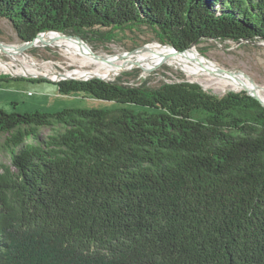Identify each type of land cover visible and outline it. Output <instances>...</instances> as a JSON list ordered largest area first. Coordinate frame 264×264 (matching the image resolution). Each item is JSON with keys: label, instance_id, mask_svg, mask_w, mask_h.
Masks as SVG:
<instances>
[{"label": "trees", "instance_id": "16d2710c", "mask_svg": "<svg viewBox=\"0 0 264 264\" xmlns=\"http://www.w3.org/2000/svg\"><path fill=\"white\" fill-rule=\"evenodd\" d=\"M0 18L21 42L132 26L179 51L264 42V0H0ZM54 85L117 107L0 110L9 160L0 163V264H264V108L255 99L184 82Z\"/></svg>", "mask_w": 264, "mask_h": 264}, {"label": "rangeland", "instance_id": "374dc122", "mask_svg": "<svg viewBox=\"0 0 264 264\" xmlns=\"http://www.w3.org/2000/svg\"><path fill=\"white\" fill-rule=\"evenodd\" d=\"M153 29L143 26H132L122 30L113 28L95 27L86 33V37H80V42L70 39L74 43L90 46L91 50L98 56L123 55L131 53L136 49L147 47L153 43L162 44L157 39ZM0 43L3 45H18L21 41L17 38L12 24L0 18ZM47 45V44H44ZM38 46L26 51V55L37 64L39 72L44 73L43 65L51 67L54 72H65L66 70H77L74 65H69V59L55 47ZM200 56L214 62L218 68L231 74H243L252 79L258 87H264V42L253 41L249 43H235L229 40L215 41L203 40L195 46ZM6 54H0V60H8ZM50 63V64H48ZM0 71V75H8ZM116 78V79H115ZM113 82H118L128 87H140L144 89H157L163 84L173 83H195L206 93L220 98L227 93H240L223 90L213 85L206 89L197 82L189 81L184 72L170 67L165 63L154 67H136L126 70L115 77ZM15 79V78H14ZM0 82V110L7 113H32L34 111L43 113H56L62 109H114L116 104L111 102L96 101L82 93L61 95L53 82H39L36 79H24L17 77L15 80ZM63 129L60 125L54 129L58 133ZM50 133L43 129L42 135ZM8 158L4 151H0V163H7Z\"/></svg>", "mask_w": 264, "mask_h": 264}, {"label": "bare ground", "instance_id": "6f19581e", "mask_svg": "<svg viewBox=\"0 0 264 264\" xmlns=\"http://www.w3.org/2000/svg\"><path fill=\"white\" fill-rule=\"evenodd\" d=\"M44 44L61 51L70 60L69 65L77 67V70L65 71V76L68 78L85 79L97 76L106 80H114L119 72L130 64L137 63L138 67L149 68L165 63L184 72L189 81L199 83L204 89L209 85L234 92H240L246 88L264 102V87H258L253 83V80L243 74L228 76L227 73L220 71L214 62L202 58L196 47L182 53H174L169 46L153 43L137 53H124L122 57L111 54L98 56L91 50L90 46L74 43L69 37L55 33L38 37L30 47H38ZM30 47L22 43L2 45L0 54H6L9 59L0 60V71L13 74L39 73L37 64L25 54ZM42 69L46 74L51 71V67L46 65H43Z\"/></svg>", "mask_w": 264, "mask_h": 264}, {"label": "water", "instance_id": "95a60500", "mask_svg": "<svg viewBox=\"0 0 264 264\" xmlns=\"http://www.w3.org/2000/svg\"><path fill=\"white\" fill-rule=\"evenodd\" d=\"M51 33H55L56 35H60V36H65V37H69L70 39H75V40H78V41H80V42H83L84 43V41H82V40H80V37H76V36H73V35H70V34H64V33H60V32H55V31H50V32H46V33H39V34H37L36 36H35V38L32 40V41H30V42H21L22 44H24V45H26L27 47H30L31 45H33V42L38 38V37H41V36H43V35H46V34H51ZM241 42H244V43H249V42H247V41H244V40H242V41H240L239 43H241ZM85 44V43H84ZM3 44L2 43H0V49L2 50V48H1V46H2ZM160 45V44H159ZM161 45H163V46H169V47H171V45H168V44H161ZM197 45V41H195V42H193L192 44H191V46L189 47V48H187L186 50H183V51H179V50H177V49H175V48H173V47H171V49H172V51L174 52V53H182V52H184V51H187L188 49H190V48H192V47H195ZM44 46H47V45H44ZM30 48H33V47H30ZM143 50V49H146V47H143V48H140V49H136L135 51H133V52H131L132 54L133 53H137V52H139L140 50ZM130 53V54H131ZM123 55H119V57H122ZM202 58H204V59H206L205 57H203V56H201ZM136 67H138V65H137V63H133V64H130L128 67H126L125 69H123L122 71H120L119 72V74L120 73H122V72H124V71H128V70H130V69H133V68H136ZM139 68V67H138ZM218 68V67H217ZM219 70L220 71H223V72H225V73H227V75L228 76H230L231 75V73H228V71H226V70H223V69H220L219 68ZM65 73L66 72H54L53 70H51V71H49L48 72V74H46V73H42V72H39V73H36V74H25V73H23V74H13V73H10L9 72V76H10V78H19V77H23L24 79H39V80H45V81H48V82H53V84H56V83H58V82H60V81H63V80H68V81H72V80H74V81H89V80H92V79H97V80H100V81H104V82H112V80H106V79H102V78H98L97 76H92V77H89V78H85V79H83V78H68V76H65ZM118 74V75H119ZM117 75V76H118ZM246 76V75H245ZM248 77V76H247ZM249 78V77H248ZM252 80V79H251ZM242 92H245L248 96H251L253 99H255L263 108H264V102L261 100V99H259L258 98V96L256 95V94H253V93H250L246 88H244L243 89V91Z\"/></svg>", "mask_w": 264, "mask_h": 264}]
</instances>
